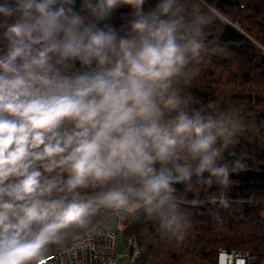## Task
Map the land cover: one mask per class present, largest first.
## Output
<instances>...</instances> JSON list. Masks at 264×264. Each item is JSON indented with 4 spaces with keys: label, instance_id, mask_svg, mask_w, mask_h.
Segmentation results:
<instances>
[{
    "label": "clouds",
    "instance_id": "9594fccd",
    "mask_svg": "<svg viewBox=\"0 0 264 264\" xmlns=\"http://www.w3.org/2000/svg\"><path fill=\"white\" fill-rule=\"evenodd\" d=\"M215 20L207 0H0V264H68L141 215L186 242L179 193L227 190L264 135L186 91Z\"/></svg>",
    "mask_w": 264,
    "mask_h": 264
},
{
    "label": "trees",
    "instance_id": "16d2710c",
    "mask_svg": "<svg viewBox=\"0 0 264 264\" xmlns=\"http://www.w3.org/2000/svg\"><path fill=\"white\" fill-rule=\"evenodd\" d=\"M207 4L216 16L207 37L209 51L196 62L186 91L198 103L234 109L264 124V0ZM127 11L118 9L110 23L119 29V17ZM239 147L249 153L245 169L264 164V135L245 136ZM221 192L228 207L207 202L208 194ZM179 196L181 212L191 224L182 245L158 231L146 215L123 223L127 240L135 239L140 251L134 264H216L221 248L264 256V180L232 179L227 190L214 186L196 202L191 192L182 190Z\"/></svg>",
    "mask_w": 264,
    "mask_h": 264
},
{
    "label": "built area",
    "instance_id": "2783aa9c",
    "mask_svg": "<svg viewBox=\"0 0 264 264\" xmlns=\"http://www.w3.org/2000/svg\"><path fill=\"white\" fill-rule=\"evenodd\" d=\"M124 222L119 223L121 226ZM119 232L112 229L105 237L92 242L86 253H76L68 259V264H115L121 253L118 250ZM129 264H134L140 251L135 239L128 238ZM216 264H264V256L258 258L249 252L221 248L216 257Z\"/></svg>",
    "mask_w": 264,
    "mask_h": 264
},
{
    "label": "rangeland",
    "instance_id": "374dc122",
    "mask_svg": "<svg viewBox=\"0 0 264 264\" xmlns=\"http://www.w3.org/2000/svg\"><path fill=\"white\" fill-rule=\"evenodd\" d=\"M112 229H116L119 232V239L121 241V244H119V251L122 252V255H120L119 260L116 264H129V257H128V243L126 234L124 232V226L123 224L119 226L118 224L114 225Z\"/></svg>",
    "mask_w": 264,
    "mask_h": 264
},
{
    "label": "water",
    "instance_id": "95a60500",
    "mask_svg": "<svg viewBox=\"0 0 264 264\" xmlns=\"http://www.w3.org/2000/svg\"><path fill=\"white\" fill-rule=\"evenodd\" d=\"M254 178L264 180V164H261L259 169H243L232 175V179L246 180Z\"/></svg>",
    "mask_w": 264,
    "mask_h": 264
},
{
    "label": "crops",
    "instance_id": "0c3cea01",
    "mask_svg": "<svg viewBox=\"0 0 264 264\" xmlns=\"http://www.w3.org/2000/svg\"><path fill=\"white\" fill-rule=\"evenodd\" d=\"M119 244H121V241H120V239H119V243H118V250H119ZM120 252V251H119ZM121 253V255H122V252H120ZM121 258V257H120ZM119 260V258L116 260V262H115V264L117 263V261Z\"/></svg>",
    "mask_w": 264,
    "mask_h": 264
}]
</instances>
